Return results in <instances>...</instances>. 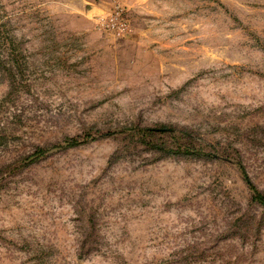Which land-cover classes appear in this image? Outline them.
<instances>
[{
    "label": "rangeland",
    "instance_id": "rangeland-1",
    "mask_svg": "<svg viewBox=\"0 0 264 264\" xmlns=\"http://www.w3.org/2000/svg\"><path fill=\"white\" fill-rule=\"evenodd\" d=\"M243 171L264 0H0V264H264Z\"/></svg>",
    "mask_w": 264,
    "mask_h": 264
},
{
    "label": "trees",
    "instance_id": "trees-1",
    "mask_svg": "<svg viewBox=\"0 0 264 264\" xmlns=\"http://www.w3.org/2000/svg\"><path fill=\"white\" fill-rule=\"evenodd\" d=\"M79 143H80V141H78L75 138L67 139V145L68 146H75ZM43 152H45V149H41L39 151H36L34 154L40 155ZM243 174H244V178H245L248 186L250 187V189L253 192L252 199L254 201H258L260 204L264 205V194H262L260 191L257 190V188L253 185V183L250 181L249 177L247 176V174L244 171H243Z\"/></svg>",
    "mask_w": 264,
    "mask_h": 264
}]
</instances>
